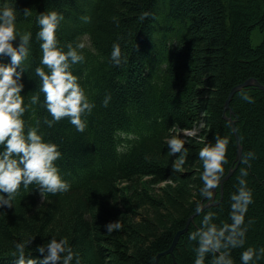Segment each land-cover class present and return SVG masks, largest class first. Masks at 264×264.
<instances>
[{
  "label": "trees",
  "instance_id": "16d2710c",
  "mask_svg": "<svg viewBox=\"0 0 264 264\" xmlns=\"http://www.w3.org/2000/svg\"><path fill=\"white\" fill-rule=\"evenodd\" d=\"M250 77L264 0H0V264H264L254 85L231 103L245 161L220 183L238 156L225 101ZM187 113L206 137L178 143Z\"/></svg>",
  "mask_w": 264,
  "mask_h": 264
},
{
  "label": "rangeland",
  "instance_id": "374dc122",
  "mask_svg": "<svg viewBox=\"0 0 264 264\" xmlns=\"http://www.w3.org/2000/svg\"><path fill=\"white\" fill-rule=\"evenodd\" d=\"M252 41H253V43L256 45V44H259V43H261V41H262V35H261V33L258 31V30H254V32H253V34H252ZM155 50H156V52L158 53L157 54V57L158 58H161V55L162 54H166V50L163 48V47H160L158 44H156V47H155ZM264 91V90H263ZM189 95V94H188ZM187 95V96H188ZM228 97H229V95H228ZM227 97V98H228ZM234 98V97H233ZM192 99V98H191ZM227 100V99H226ZM232 101H233V99H231V101H230V104L232 103ZM148 103H150V104H152L153 102H152V100L151 99H148V101H147ZM192 103H193V101H192ZM225 103H226V101H225ZM179 109V108H178ZM225 105H224V116H225ZM227 111H229L230 113H232L233 114V110H232V108L230 107V109H227ZM226 111V112H227ZM227 114V113H226ZM187 115H189V119L191 120H189V122H194L193 123V128L192 129H188V130H178L176 133H175V138H177V139H179V141H178V143L179 142H181V141H190V139L191 138H193V139H195L196 141H198L199 139H201V138H205L206 137V134H204V131L207 129V126H206V121L204 120V119H199L197 122H195V119L194 120H192L193 118H192V116H191V114L190 113H187ZM203 115H205V114H202L201 115V117L203 116ZM234 115V114H233ZM205 117V116H204ZM237 129H238V126H237ZM260 130H261V128H259ZM239 131H240V128H239ZM239 134H240V132H239ZM261 134H264V129L262 130V133ZM241 138V137H240ZM171 141V140H170ZM263 142H264V140H263ZM243 148V147H242ZM19 152H21V153H24L21 149L19 150ZM263 155H264V152H263ZM244 161H245V159H244V155H243V159H242V161L239 163V165L237 166V168H239L243 163H244ZM194 165H196V164H193L191 167L192 168H194ZM237 168H236V170H237ZM184 170V169H183ZM256 173L258 174V176L260 177L261 176V174H260V171L259 170H257L256 169ZM146 179L147 178H145V180L143 179L142 181H141V186L144 188V189H147V190H149L150 192H152V193H155V194H161L162 195V193L163 192H161V187L162 188H164V187H166L167 185H169V187H171L170 188V190H171V192H173V191H176L177 190V186H178V184L181 182H174L173 180H166V181H164V182H162V183H160V184H158V185H153V188H152V185H148V182L146 181ZM182 183H184V182H182ZM136 187L137 186H135L133 183H132V185L131 184H127V183H125L124 184V198L125 199H131V200H133V195H132V191H135V189H136ZM212 191H213V193H212V195H211V197H210V199L208 200V202L207 203H209L210 201H215L216 200V193H217V186H213L212 187V189H211ZM174 193V192H173ZM205 205V204H204ZM260 208H262V206L260 207ZM203 210H201L200 212H197L196 213V215H195V217H197L201 212H202ZM134 216V215H133ZM134 219H136V221L137 222H139L140 220H138V218L135 216L134 217ZM144 223V222H143ZM144 225H145V227H146V229H147V232H146V234H150V232H151V227H150V225L149 224H146V223H144ZM186 227V226H185ZM207 229H209V228H207ZM210 231V235H211V237H212V235L214 234V235H216L217 237H218V240L220 241V236H221V233L216 229V231H213V230H211V229H209ZM144 232L146 231V230H143ZM178 232V231H177ZM187 232V231H186ZM176 234V233H175ZM184 234V233H183ZM175 236V235H174ZM182 236V235H181ZM181 236L179 237V239H178V242H177V244L179 243V241H180V239H181ZM176 244V245H177ZM185 249L186 248H188V246H185L184 247ZM90 251V250H89ZM246 264H249V263H246Z\"/></svg>",
  "mask_w": 264,
  "mask_h": 264
},
{
  "label": "water",
  "instance_id": "95a60500",
  "mask_svg": "<svg viewBox=\"0 0 264 264\" xmlns=\"http://www.w3.org/2000/svg\"><path fill=\"white\" fill-rule=\"evenodd\" d=\"M252 85H254L256 87H259L261 90H264V84L263 83H261L255 77H250L247 80H245L244 82L235 85L231 89V91L229 93V97L227 98L226 103H225V109L226 110H225V116L224 117L228 120V122L230 123V125H231V127H232V129L234 131V134H235V137H236V141H237V146H238V156H237V159H236L237 162H236L235 166L232 167L229 170V172L227 173V175L221 180L220 183H222V184H223L224 181L228 180L233 175V173L236 170L237 166L239 165V163L243 159V148H242V145H241V138H240L239 132L237 130V126H236V119L233 118V114L232 113H230L229 115H227L226 114V111H227V109H230V107H231L230 101H231V99H233V97L235 96V94L237 92H239L241 89L246 88L248 86H252ZM211 204H217V202H213ZM211 204L210 203H206L205 205H201V207L193 215H191V217L187 221L186 227L183 228V229H181V230H178V232H176V234L174 236L173 243L171 244V247L169 249L165 250L164 252L159 253L157 255V262H158L159 258L161 257V255L168 254V253H170V252L173 251V249L175 248V246H176V244L178 242L179 237L188 230L190 224L196 218L195 217L196 213L197 212H200L201 210H204L206 207H208Z\"/></svg>",
  "mask_w": 264,
  "mask_h": 264
}]
</instances>
